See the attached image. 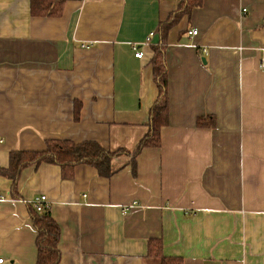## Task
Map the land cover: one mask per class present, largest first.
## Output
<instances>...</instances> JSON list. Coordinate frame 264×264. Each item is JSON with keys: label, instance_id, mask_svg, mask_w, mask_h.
<instances>
[{"label": "crops", "instance_id": "1", "mask_svg": "<svg viewBox=\"0 0 264 264\" xmlns=\"http://www.w3.org/2000/svg\"><path fill=\"white\" fill-rule=\"evenodd\" d=\"M180 1L65 0L46 18L31 16L29 0H0L1 264H36L37 196L59 228L58 264H158L155 240L182 264H264V0H202L161 40ZM161 44L160 145L134 167L115 158L108 177L85 164L71 177L25 166L12 196L1 172L13 151L67 140L133 152L158 97Z\"/></svg>", "mask_w": 264, "mask_h": 264}, {"label": "trees", "instance_id": "2", "mask_svg": "<svg viewBox=\"0 0 264 264\" xmlns=\"http://www.w3.org/2000/svg\"><path fill=\"white\" fill-rule=\"evenodd\" d=\"M64 2L65 0H29L30 14L32 17H59L62 14ZM201 4L202 0H181L177 10L159 26L161 40L164 39L170 27L182 16L188 15L193 8L199 7ZM162 49V44L155 49L151 62L158 97L150 110L148 132L139 141L133 152L129 153L125 150L110 152L95 142L75 144L67 140H49L46 143V149L41 153L13 151L10 153L8 170L1 172L13 181L11 195L14 196L16 193V180L20 170L28 165H38L40 163L57 165L62 169L65 177H71V172H73L75 166L85 164L95 168L100 176L108 177L113 173L110 164L115 158L123 155L129 156L134 167L135 158L142 149L158 147L160 145V129L167 123L168 105L167 76ZM77 115L78 112L75 110V119ZM200 124L201 121L199 120L198 125ZM31 215L32 226L36 232V264H58L60 255L57 248L59 239L57 224L51 218L48 209L38 213L32 207ZM148 256L156 259L158 264H182L179 258L163 256L162 244L159 240L151 242Z\"/></svg>", "mask_w": 264, "mask_h": 264}, {"label": "built area", "instance_id": "3", "mask_svg": "<svg viewBox=\"0 0 264 264\" xmlns=\"http://www.w3.org/2000/svg\"><path fill=\"white\" fill-rule=\"evenodd\" d=\"M151 35L152 34H150V36ZM189 35L191 37L196 36L197 31L193 30V31L189 32ZM132 50H133V55L135 58H137V59L142 58L143 54L136 45L132 46ZM259 68L261 70H264V49H261L260 53H259ZM45 202H46L45 196H37L32 200L31 205L35 209L36 212L42 213L45 209H48ZM1 263H2V260L0 259V264Z\"/></svg>", "mask_w": 264, "mask_h": 264}]
</instances>
